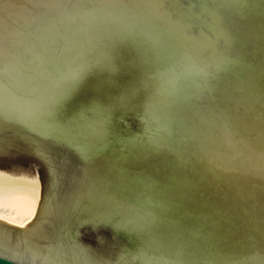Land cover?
Instances as JSON below:
<instances>
[{
    "label": "water",
    "instance_id": "water-1",
    "mask_svg": "<svg viewBox=\"0 0 264 264\" xmlns=\"http://www.w3.org/2000/svg\"><path fill=\"white\" fill-rule=\"evenodd\" d=\"M0 51V264H264V0H0Z\"/></svg>",
    "mask_w": 264,
    "mask_h": 264
},
{
    "label": "snow or ice",
    "instance_id": "snow-or-ice-1",
    "mask_svg": "<svg viewBox=\"0 0 264 264\" xmlns=\"http://www.w3.org/2000/svg\"><path fill=\"white\" fill-rule=\"evenodd\" d=\"M4 62H5L4 53L2 51H0V65H3ZM2 71H3V68L0 67V72H2ZM76 71H77V69L70 68L69 71H68L67 77L68 78H74ZM2 119H3V112H2V110H0V120H2ZM0 162H2V161H0ZM37 177L39 178V173H37ZM0 218H2V217H0ZM18 226L19 227H24L23 224L18 225Z\"/></svg>",
    "mask_w": 264,
    "mask_h": 264
}]
</instances>
